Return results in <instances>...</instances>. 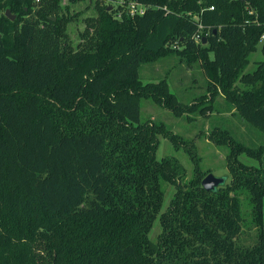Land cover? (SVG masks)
Segmentation results:
<instances>
[{
  "label": "trees",
  "instance_id": "trees-1",
  "mask_svg": "<svg viewBox=\"0 0 264 264\" xmlns=\"http://www.w3.org/2000/svg\"><path fill=\"white\" fill-rule=\"evenodd\" d=\"M90 1L98 17L74 49L63 0H0V264H264V60L247 72L261 43L264 56V0H125L142 16ZM166 57L200 66L209 99L141 79ZM217 96L261 138L212 130L230 182L209 192L199 158L189 180L158 158L160 136L178 138L142 122L141 102L208 117Z\"/></svg>",
  "mask_w": 264,
  "mask_h": 264
},
{
  "label": "rangeland",
  "instance_id": "rangeland-1",
  "mask_svg": "<svg viewBox=\"0 0 264 264\" xmlns=\"http://www.w3.org/2000/svg\"><path fill=\"white\" fill-rule=\"evenodd\" d=\"M62 4L64 6L62 12L66 13L70 18L67 24V42L74 49L80 45L86 46L87 42L82 36L86 30L93 31L89 27L91 20L98 17L95 1L80 0L79 2L71 3L70 0H63ZM261 51L262 43L259 45V51L250 56V63L247 68L248 73L255 71L258 62L264 60ZM140 77L145 83L167 78L171 91L178 96L179 101L182 103H190L199 97L208 100L210 97V95L207 96L206 76L200 66L196 64L190 68L177 57H166L160 59L157 63L143 65L140 68ZM238 86L242 87V84L238 83ZM214 107V112L210 113L208 117H201L197 113L177 116L151 99H145L141 102L142 122L149 120L163 123L171 130V135H175L178 138L175 141H171L169 137L160 136L161 145L157 153L158 158H175L185 169L187 180L193 175L194 163L191 156H195V158H199L201 168L207 171L208 175L214 174L217 177H224L227 179L226 183L230 182V173L226 163L228 147L226 145H217L209 138L215 127L229 129L234 133L233 135L243 141L252 139L257 141L261 138L260 134L256 132L257 130L250 128L247 123L234 115L233 112H224L229 109L224 97L217 96ZM218 111H221V113ZM243 161L248 164H257V162L248 161L246 158H243ZM165 190L163 211L168 208L175 194V187L167 184L165 185ZM161 231V224L157 220L151 232V239L154 242H157ZM254 234L255 230L248 231L246 236L250 239L254 237Z\"/></svg>",
  "mask_w": 264,
  "mask_h": 264
},
{
  "label": "built area",
  "instance_id": "built-area-1",
  "mask_svg": "<svg viewBox=\"0 0 264 264\" xmlns=\"http://www.w3.org/2000/svg\"><path fill=\"white\" fill-rule=\"evenodd\" d=\"M39 1V0H37ZM117 6H126L127 8V12L131 15V16H136V15H144L146 12V8L144 6H142L141 4L139 5L136 2H129L126 3L125 0H118L116 2H114ZM199 31L197 32V34H195V36L193 37L194 41L199 44L203 38V27L199 26ZM264 39V37H263ZM174 48H177V44L173 45Z\"/></svg>",
  "mask_w": 264,
  "mask_h": 264
},
{
  "label": "water",
  "instance_id": "water-1",
  "mask_svg": "<svg viewBox=\"0 0 264 264\" xmlns=\"http://www.w3.org/2000/svg\"><path fill=\"white\" fill-rule=\"evenodd\" d=\"M112 8H110L111 10ZM7 17L10 18L12 21H14L17 17L11 15L10 11H7ZM55 20V19H54ZM204 44H206V40H204L203 42ZM227 182V179L224 177H217L214 174H209L207 175L204 180L202 181V187L206 190V191H215L217 189H219L220 187L224 186Z\"/></svg>",
  "mask_w": 264,
  "mask_h": 264
}]
</instances>
